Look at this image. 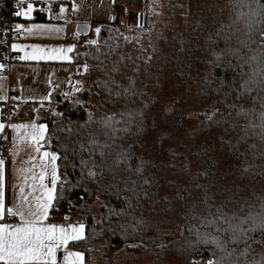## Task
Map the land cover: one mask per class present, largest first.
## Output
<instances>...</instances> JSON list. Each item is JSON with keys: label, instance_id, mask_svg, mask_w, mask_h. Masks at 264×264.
Masks as SVG:
<instances>
[{"label": "trees", "instance_id": "1", "mask_svg": "<svg viewBox=\"0 0 264 264\" xmlns=\"http://www.w3.org/2000/svg\"><path fill=\"white\" fill-rule=\"evenodd\" d=\"M8 1L0 0V18L8 12ZM181 1L183 7L175 4L177 14L167 22L168 34L152 43L155 59L148 84L157 93L172 90L179 96L172 102L184 104L186 112L171 118L174 129L189 128L187 135L194 143L189 155L202 164L191 182L174 189L172 183L163 184L159 173L163 164L148 157L143 143L144 136L155 128L157 106L166 102L161 94L138 96L145 94L141 78L149 72L142 70V49L132 43L135 35L149 33L156 26V0H145L142 27H103L98 47L88 54L80 52L82 45L76 47L74 62L84 66L81 77L91 69L98 76L93 91L84 90L78 103L58 95L55 111L45 119L44 146L57 155L58 181L51 209L84 224V239L68 244L69 249L84 254L83 264H116L120 251H150L162 256L168 248H177L178 254L189 255L190 260L206 262L213 247L199 242L197 231L215 236L216 225L201 226L192 220L194 214H206L209 206L214 213L215 206L225 203L229 215L241 204V217L261 211L264 51L258 46L262 43L258 30L264 28V17L252 16L255 0ZM57 9L58 3L54 11ZM47 20L51 18L45 11L34 12L32 21ZM250 24L249 47L241 49L239 59L229 55L227 49L237 46V37L245 38ZM223 37L230 38L231 44H225ZM4 49L0 37V51ZM153 109L154 114H149ZM205 113L215 115L209 120ZM105 117H112L108 127L102 124ZM164 138L161 135L155 141L158 148ZM164 153L168 159H185L184 151L175 155L165 148ZM160 155L158 150L156 156ZM161 186L174 194L160 196ZM175 202L185 206L187 214L181 225L172 228L169 217L162 215L173 214ZM242 228L247 231L235 246L237 255L244 264H255L264 257V235L249 223ZM245 240L250 245L248 254L240 256ZM161 244L166 247L162 249ZM224 256L226 253L216 250L212 258Z\"/></svg>", "mask_w": 264, "mask_h": 264}, {"label": "crops", "instance_id": "2", "mask_svg": "<svg viewBox=\"0 0 264 264\" xmlns=\"http://www.w3.org/2000/svg\"><path fill=\"white\" fill-rule=\"evenodd\" d=\"M60 8L61 6L57 11L49 13L48 18L54 15L55 19L46 22L32 21L34 12L31 14V19L23 18L25 34L11 44V49L18 57V61L11 65L8 75L0 74V104L7 100L9 92L17 94L13 100V111L7 123L2 122L0 116V124L4 126L0 129V142L5 141L8 148L6 156L0 158L3 161V181L0 189L3 191L4 205L0 213V227H5L9 231L22 226L23 221L19 214L10 216L8 209H13L14 213L22 205L24 209H27L29 205L34 206L36 197L41 195V181L39 180L42 166L41 153L32 150L33 141L29 136L31 126L43 124L45 140L47 131L45 119L54 111L56 97L79 89L76 79L82 71L77 70V66L82 67L83 65L76 64L74 56L76 47L83 39L78 38L75 32L70 34L68 23L64 16L60 15ZM34 25H42L44 29L53 30L34 29L31 33L26 31ZM13 45L17 46L16 49H13ZM33 45L45 50L74 47L72 52L67 53L70 60L20 59L21 56L31 53ZM13 125H27L28 127L14 129ZM44 140L40 144L41 152L47 151L55 154L53 150L44 146ZM43 163L47 165V175L43 183L50 188L52 164L50 159ZM65 216L50 209L47 219L41 221V226L46 227L51 224L57 228L68 229L83 224L71 216L67 219ZM69 251L74 250L69 249L68 245L57 250V264H64V257ZM0 264L3 262L0 261Z\"/></svg>", "mask_w": 264, "mask_h": 264}, {"label": "snow or ice", "instance_id": "3", "mask_svg": "<svg viewBox=\"0 0 264 264\" xmlns=\"http://www.w3.org/2000/svg\"><path fill=\"white\" fill-rule=\"evenodd\" d=\"M115 3V0H113ZM256 8L252 9V16L260 15L264 17V4L260 3V0H255ZM25 0H18L17 7L19 8L14 14L17 17H23L25 19H31V14L34 10L33 4L28 0L26 6ZM61 12H64V8H60ZM111 19L115 20L116 17L113 16ZM20 25H16V28L19 30ZM35 30H46L51 31L53 29H44L42 25H34L26 29L27 32L31 33ZM59 31V29H55ZM97 33L100 32L99 28H96ZM260 34L261 44L258 46L264 51V28L258 30ZM252 25H249V33L245 34L244 39L237 37L238 44L235 48L229 47L227 49L228 54L235 56L238 59L241 58V49L248 48L252 40ZM220 33L217 31V36ZM225 44L230 45L231 40L228 37H223ZM90 44H95L96 41H88ZM13 49H16V45L12 46ZM74 46H69L65 48H52L45 50L40 46L33 45L31 53H27L25 56H21L20 59H35V60H70L71 58L67 55L73 51ZM214 55H216L214 53ZM217 59H220V56L217 55ZM127 91V90H126ZM209 120L213 119V115H208ZM112 117H105L102 120L104 127L110 126ZM3 125L0 124V129H3ZM14 129L24 127L27 128V125H13ZM32 130L29 134L31 140L33 141L32 150L36 153H41L40 159L42 161L41 173L39 180L41 181L40 190L41 195L36 197L35 205L27 207L24 209L23 205L21 208L17 209L14 213L13 209H8V214L14 216L19 214L21 220L23 221L22 226L16 227L14 230H7L5 227H0V261L3 264H57V250L61 247L68 245L69 242H79L84 239L85 227L83 224L79 226H72L68 229L57 228L51 224L46 227L41 226V221L47 219L49 210L52 207L53 201L56 199V184L58 180L57 169H56V160L57 156L54 153L47 151L41 152V141L44 140L45 126L43 124L36 126L32 125ZM52 164L51 169V187H46L43 183L47 175V165L43 161L49 160ZM3 161L0 160V185L3 181ZM89 175H94V173H89ZM230 202V201H229ZM3 191L0 189V213L3 211ZM209 206L207 213H201V215H193L192 220L199 221L201 226L212 227L216 225L215 232L216 235L213 236L210 233L206 235H201L197 231V239L199 242L212 246L213 251L210 253V258L205 261H196L192 259L188 264H244L243 261L239 259V256L236 252V247L238 246L243 232L247 229H243L242 225L245 223L252 224L254 227H259L261 229V234L264 235V201L261 203V211L256 214H246L241 217L238 215L239 212H243L244 205L241 204L236 211L232 212L229 215L225 211L227 203L220 206H215L216 211L213 213ZM195 208H193V213H195ZM139 223V222H138ZM227 225V227H224ZM191 231L192 229L189 228ZM245 243V251L239 253L240 256H246L248 245L247 240ZM166 245L161 244L163 249ZM216 250H220L226 253V256L213 259L212 257L216 256ZM197 255L203 256L204 253L197 252ZM232 256H237L235 260L231 259ZM84 254L79 251H69L64 257V264H83ZM255 264H264V257L260 261L255 262Z\"/></svg>", "mask_w": 264, "mask_h": 264}, {"label": "rangeland", "instance_id": "4", "mask_svg": "<svg viewBox=\"0 0 264 264\" xmlns=\"http://www.w3.org/2000/svg\"><path fill=\"white\" fill-rule=\"evenodd\" d=\"M42 2H46L47 4H56L58 3V7H63L64 12H61L60 15L64 16L65 21L69 25V31L72 35L75 31V25L77 23L87 24L91 28V35L83 37L80 45L83 46V50L81 49V53H89L90 50L94 47H98L101 44L100 41V32L103 27H111L112 25H123L127 27H142L144 24V14L145 10V0H41ZM175 4L183 7L181 0H156L154 6L155 20L157 22L156 26L150 30L149 33H139L135 35L134 43L132 45L138 49L140 47L142 49L140 53V58L142 61V70H146L149 73L143 75L141 78L144 83V92L143 95H138L140 98L143 96L150 97L152 94H161L162 99L166 102L163 103L156 108L155 117L157 119L155 128L152 132H149L143 138V143H145V149L149 150L148 157L153 159L155 163L163 164L160 165L162 168L161 173L163 177V184L172 183L171 189H174L177 185L185 186L186 182H191L194 178V174L196 171L202 169V164L195 158L189 155V147L194 146V143L191 141V137H188L187 131L189 128H181L174 129L172 127V116L175 115H183L186 112L184 104H179L176 106L172 101L174 98H178L179 96L173 95L172 90L164 91H155L153 88L149 87L148 82L150 81V71L154 67V59H155V48L152 43L161 39L163 36L168 34L167 30V22L170 24L171 17L176 15L177 12L174 11ZM118 7L119 13L116 14L115 9ZM181 13V11H178ZM52 13V12H51ZM115 16L116 19L113 20L111 17ZM51 19H55L53 15ZM96 28L100 29V32L97 33L95 31ZM154 30V31H153ZM75 34V33H74ZM94 40L96 44H90L88 41ZM150 47L151 50L148 51L147 47ZM145 49L147 51H145ZM82 71L79 75H77V84L79 88L75 92L64 93L66 97L72 99L74 102L81 101V94L85 90L88 93L93 91V81L97 79L96 72L91 69L87 70L86 75L81 77L84 72V66H77V70ZM79 82V83H78ZM169 86V84H167ZM56 105L54 107L55 111ZM149 114H154V109L149 111ZM192 124H187L191 126ZM161 135H164V141L161 143V149L157 147L155 141ZM188 137V138H187ZM165 148H171L173 153L178 152L177 154H181L184 151L185 159H179V157L174 156V160L168 159V155H166ZM158 150L161 151V155L157 157ZM168 159V162H167ZM171 163H174V167L170 168ZM173 166V165H172ZM160 196L167 197L174 194V190L171 192L167 188L161 186ZM175 210L173 214L165 213L164 217H169L168 226L170 225L172 228L182 224V218H184L187 214L184 209L185 206H179L177 202H175ZM96 210L98 205L94 207ZM160 217V216H159ZM158 217V218H159ZM116 260L118 261L116 264H188L190 260V256H181L177 252V248H168L165 250L163 255L157 254L156 252H125L120 251L117 254Z\"/></svg>", "mask_w": 264, "mask_h": 264}, {"label": "built area", "instance_id": "5", "mask_svg": "<svg viewBox=\"0 0 264 264\" xmlns=\"http://www.w3.org/2000/svg\"><path fill=\"white\" fill-rule=\"evenodd\" d=\"M28 0H25L26 6ZM34 6L35 11H45L48 15L55 9V4H47L39 0H30ZM18 0L8 1V12L0 18V37L5 43V49L0 51V74L8 75L11 65L18 61V57L13 53L11 44L18 41L25 34L23 17H17L14 13L19 10L17 7ZM16 25H20V29L16 28ZM15 92H9L7 100L0 104V116L4 123H7L9 117L13 111V100L16 98ZM7 144L5 141L0 142V158H4L7 154Z\"/></svg>", "mask_w": 264, "mask_h": 264}, {"label": "water", "instance_id": "6", "mask_svg": "<svg viewBox=\"0 0 264 264\" xmlns=\"http://www.w3.org/2000/svg\"><path fill=\"white\" fill-rule=\"evenodd\" d=\"M115 12H116V14L119 13L118 7H116ZM74 31H75V34L77 36L86 37V36H88L90 34L91 28L87 24L77 23L75 25ZM65 218L67 219L68 218V215H66Z\"/></svg>", "mask_w": 264, "mask_h": 264}]
</instances>
